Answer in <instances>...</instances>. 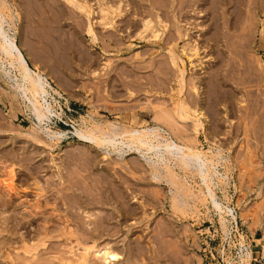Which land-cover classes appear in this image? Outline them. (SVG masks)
Here are the masks:
<instances>
[{"label":"rangeland","instance_id":"374dc122","mask_svg":"<svg viewBox=\"0 0 264 264\" xmlns=\"http://www.w3.org/2000/svg\"><path fill=\"white\" fill-rule=\"evenodd\" d=\"M107 1H108V3H110L114 0H107ZM116 1L117 0H115V2ZM236 1H238V2H236ZM236 1L235 0H223V1L222 0H208V2L206 3V5L204 7L203 16H200V18L198 16H195L192 12H190V10H188L189 8L184 10L185 13L182 11V14L184 13V16L181 19H178V20H180L181 25L185 24L186 22H189L192 24L193 28H195L196 25H199L201 28L200 29L201 34L199 33L198 34L199 36H197L198 39L196 38V36L194 34L193 40H196L195 42L197 44L199 43L198 45H199L200 51L203 52V53L201 52V55H200L201 58L202 57L204 58V59H202V61H203V67L202 68L203 69H192L191 63L188 61L187 57L181 51L182 50L181 48L184 44V41L178 40L177 37H174V36H176V34L174 33L175 31H173V30H175L174 27H175V23L177 22L178 12L174 11V9L171 7V5L169 3L165 4V6H164L168 10L166 8H163V7L160 8V10H161L160 18L165 19V20L162 19V20H164L163 23H165V25L167 24L166 26L169 28L167 31V27H166V29L164 31L165 33L163 32L162 38L160 37L161 39L156 44L157 46L156 45L151 46L147 42H145V40L142 41L141 39H139L137 37L139 26H136V24L138 25L140 19L144 18L146 14L143 13L141 17H139L140 15H138V18L135 17L134 15H136V14H134V13H136V11H134L135 10L134 7L130 12H128V17L125 20H123V19L117 20V24H119V25H117L118 27H117V30L115 32H107L106 31L107 32L106 33L105 30L103 31V29L98 26L99 24L97 25V23H96V25H94V30H95V33L97 35V42L95 41V43L92 46H90V42H91L90 38L85 32V28H83L84 27L83 24H84V22H86L83 20H85V19L82 16H80L79 14H77V12L75 10H73L68 4L64 3V1H62V0H30V2H29V0L28 1L27 0H21V1L20 0H11V1L7 0L8 3H7L6 8L3 9L2 7H0V10H1L0 12H3L4 15L7 14L6 17L8 18V16L10 15L8 12H10V13L12 11L16 12L19 9L18 12L20 11L19 14H21V15L19 16V14H18L19 17L17 16V18L14 20L15 32L18 33V34H16V40H17V43L19 42L18 43L19 45L21 44L23 46L24 49L22 48V51L25 54V56L26 55L28 56L27 61L29 59V61H28L29 66L31 68H34L32 66L35 65V67L41 71H43L45 69L43 72L45 74L48 73L49 77H52L51 79L54 83V84L52 83V85L53 86L59 85L62 87L61 89L63 90L64 97L66 96L68 102H66L65 100H63V98H60L58 96H55V98H54L55 103L53 102V106H54L55 111L58 114V117H53V120L49 123V127L51 128V130L53 132L62 131L65 133V135H64V137L57 139V140L56 139L51 140V141L47 140L49 142L48 143L47 141H45V139H46L45 136L42 133H40L36 128H34L35 120H34L32 114L30 113L29 110L26 109V107H25L24 103L21 101V99H19L18 97H15L13 95L14 92L10 87V85H11L10 82L7 79H5L6 77L0 72V123H1L0 124V151H1V153H0L1 158L0 159L2 160V161L0 160V162H1L0 163V165H1L0 166V183L1 182L11 183V181L8 182L9 180H11V178L9 176V170H10V167L13 166L12 169L18 173V174L16 173V175H19L20 178L22 177L23 174H25V175L31 174L30 176H32V178L34 177L40 183V185L43 186V183L45 184L43 187L44 188L46 187V190L48 188L47 184L51 183L50 182L51 180H52V182L55 181L60 176H61L60 177L61 179L64 178L65 180H67V183H66V181L64 179H62L63 181H65L63 184L64 185L63 188H65V186H67V185L68 186L72 185L74 187V188L72 187L73 190H75V189L82 190V191H76V190L75 191L78 193L83 192V194H86L87 197L89 196L88 198L90 200L94 201L93 206L92 205L88 206L85 210L86 212H88L92 207V209L88 212L91 217L88 219L84 218L83 217L84 213L81 214L80 211H77V208H76V210H74L75 208H73L72 206L68 207V208H66V206H63L64 209H62V210H66L68 212H71L73 210L71 213H77L78 212L80 214L79 216H80L82 224H84V221H85V223L86 222L89 224L91 223V227L94 225H97V224H104V225H102L103 228H106L105 230L108 233L110 231L109 236L106 237L107 242H109L110 245L112 244L113 246L112 245L111 246L114 247V249L117 252L122 253V254H120L122 257V259H121L122 261L120 262V264H123V263L124 264L125 263L126 264H128V263L129 264H133V263H135V264H184V263L185 264H204L205 263L204 261L206 260V258L209 257L208 249L206 246H204V244L206 243L208 238L213 236V235L217 239H218V237H222L225 234V231L223 228H221V224L218 221L219 217H218L217 213L214 212V210L211 208V206L208 204V202L205 201V199L201 200V198L198 197L199 191L197 192V190H199L200 187H199L198 179L194 173L192 176L191 172H189V173H188V171L182 172L181 170L175 168L174 172H176L178 177L181 179L185 178L187 180V184L190 185L188 187L187 191L183 192V194H185V196L186 195L188 196V197L186 196L187 197L186 201H187V203L188 202L189 203L187 204V206L185 205V207L182 206L184 208H182V207L180 208L179 205H178V207H176L177 205H175L173 201L171 202L172 199L168 193L170 187L167 184H164L165 182H163V181L160 182L159 184L153 182L149 176L151 169L149 167H147L138 158V156L136 154L128 153L121 161H117V159H116L117 157L115 155H111V156H108L105 158L102 155L103 151H101L100 149L97 150V148L94 146L86 145V144L79 142L73 134L74 127L77 129H82V130L85 129V131H87L89 129L94 131V128L91 125L96 126L95 128H98V129L100 128L99 131L96 129L97 131H95V132L99 133V132L103 131L104 133H106V132H109V130H110L111 122H112V124L116 125L118 128L121 126L122 128L120 127V129H122L124 131H130V130H132V129L134 130L136 128L141 129V128H145V127H151L154 125V121L152 123V120H149V119L150 118L152 119L151 116H153L152 115L153 112L158 113L157 111H159V109H160L159 106H161L163 104V102L166 104L163 105L164 107L161 106L162 111L165 107L168 110H171L172 108L174 109L173 103L177 100L178 101L175 103H177V104L183 103L185 105V106L184 105L183 106L187 112H191L189 110V108L190 109H191V107L197 108L198 104H200V107H201V105L203 107V108L201 107L202 111L204 109L203 112H204V114L206 113V117L208 119V124H207L205 129L194 128V126L192 125V123L190 121H188V122L184 123V125H182L183 122L181 123L178 120V118H176L177 117L176 114H175V118H174L173 114L176 113L177 104H175L176 105L175 110L172 109L173 112L167 111L165 113V110H167L165 108L164 113L167 114L168 117L163 113L166 117L163 116V119L158 118L159 119L158 123H159V125H161V123L162 124L164 123L166 125V123H167L168 126L166 125L165 128H171L170 130L174 133V135L178 134L177 135L178 142L181 140L180 143L186 144V142H187L188 145L190 144L192 147H194L198 150L200 149V151L201 152L203 151L202 153L205 152L204 153L205 156H207L211 160L217 161L215 155L222 153L221 155L223 158H225V161L218 165V171H219V173H221L223 176H225L227 178H226V180L219 181L217 183V185H215L217 188L214 187L213 190L215 192L217 199L220 202H222L224 205L229 206L230 208L234 209V211L237 215L238 223L240 224L242 232L245 235V239H247L251 245V250H252L251 253L252 254H251L250 260H247V264H264V254L262 252V246L264 244V241H263V235H264V141H263V139H264V105H263L264 104V80H261L260 79L261 77H259L257 74L254 76V74H255L254 71H256L255 68L260 67L264 71V0H236ZM16 2H19V3H16ZM89 2H91V0H89ZM131 2L134 3L133 0H131ZM232 2H233V4H232ZM91 4H94V2H91ZM218 4H219V6L220 5L221 6L218 7ZM224 4L226 7L224 6ZM227 4H228V6H227ZM141 5H143L145 8L147 7L146 9H148L147 3H144V4L142 3ZM210 5H212V6L210 7ZM236 5H237V8H236ZM95 6H93V8L95 9V12H97L98 11L97 5H95ZM222 6L224 7V9ZM208 8H209V10H211V11H209V13H208ZM212 8H215V9H212ZM227 9H228V11H227ZM218 10H219V12H216ZM168 11L173 12V13L171 14ZM214 11H215V13H213ZM238 12L241 15H240V19H238V21H237L238 26L236 28V32L233 34L234 38L232 41H233V43H237V45H236L237 49L234 50V46H232V43H231L232 41H230L231 39H229V37H228L231 32L226 28L225 25H227V22L231 21V19H233V18H234L233 21L235 22V20H236L235 16H236V13H238ZM186 13H187V15H186ZM222 13L224 16L222 15ZM163 14H165L166 16ZM210 14L212 15V17ZM189 15L192 17H190ZM27 16H30V17H27ZM60 16H62V17H60ZM73 16H75V17H73ZM97 17L99 20L97 19ZM213 18H216V19H213ZM81 19H82V21H81ZM8 20L9 19H7V21ZM94 20L100 21V14L99 15L96 14V16L94 17ZM189 20H191V21H189ZM212 20H214V21L212 22ZM171 21H173L172 24H171ZM181 21H183V22H181ZM193 21H196V24ZM220 22L221 23L223 22L221 25H224L225 28L223 26L219 25ZM129 23H133V24H135V26L128 25ZM208 23L210 26L208 25ZM202 24H204V25L202 26ZM124 26H125V28H124ZM207 26H208V28H207ZM217 26H219V28L221 27L222 29L224 28L223 30L220 28L219 34L222 37V39H221V37H219V42L215 41V39L217 37L215 35L216 31H217L216 30ZM203 27H205V29ZM50 28H52V29H50ZM212 28L215 29L216 31L213 30ZM208 29H209V31H208ZM210 29H211V31H210ZM123 32L125 34H123ZM207 32H208V34H207ZM126 33L128 36L126 35ZM135 33H136V35H134ZM210 33H211V35H209ZM117 34L119 37L117 36ZM125 36H127V37H125ZM133 36H134V38H133ZM107 39H110V41H107ZM162 39H163V41H162ZM208 39L212 43L209 42ZM212 39H213V41H212ZM246 39H248V42H246L247 41ZM204 40H206V41H204ZM128 42H129V44H127ZM166 42L168 45L166 44ZM110 43H111V45H110ZM114 43L117 44L118 46L114 45ZM245 43L246 44L248 43L247 46L245 45ZM102 44H104L105 46ZM201 44L203 46H201ZM215 45H216V47H215ZM145 46L146 47L148 46V48H146ZM180 46H181V48L178 49ZM208 46H209V48H208ZM211 46H213V48ZM115 47H116V49H115ZM242 47L245 49V51H248V52L245 53V51ZM104 48H106V49H104ZM221 48H222V50H221ZM248 48H250V49H248ZM208 49L211 51H208ZM216 49H218V50H216ZM168 51H172L184 63V69H186L185 75H184V77L186 79L185 83H184L185 84L184 87H185L186 91L184 90V87H183V90H182L183 92L182 91L180 92V86H178V83L176 82L177 77H175L176 76V70L170 64L168 54H167ZM250 51H251L252 55L248 54ZM135 52H136V54H135ZM162 52H163V54H162ZM225 52H227V53H225ZM207 53H209L211 56ZM222 53H224V54H222ZM241 53H243V54L241 55ZM225 54L226 55L229 54V55L226 56ZM209 56H210V58H208ZM60 57H62V58H60ZM150 57H152V58H150ZM244 57H245V59H244ZM248 57H249V59H248ZM251 57H253V58H251ZM222 58H223V60H222ZM104 59H109V60H104ZM110 60H112V61H110ZM154 60H155V62H154ZM104 61L107 62V66H108L107 68H105L106 65L104 67V65L102 64V63H104ZM108 62H109V64H108ZM113 62H115V63H113ZM32 63H34V64H32ZM122 63L124 65V67L122 66ZM111 64L116 69L112 68ZM147 64L150 65V67ZM194 64H196V62H194ZM239 65H240V68H239ZM255 65L256 66L258 65V66L256 67ZM102 66L104 68H102ZM109 66L112 69H114L116 72H113L114 70L111 71V68H109ZM136 66H138L139 68H137ZM151 66L153 69L151 68ZM215 66H217V67H215ZM245 66L247 68H249V70ZM189 67L191 68L192 71L190 69L188 70ZM122 68H123V70H122ZM129 68H130V71H129ZM145 68H147V69H145ZM250 68H253V69L251 70ZM141 69H142V71H140ZM107 70L108 71L110 70L111 72H108ZM92 71H94L95 73H96V71H98V72L96 75L95 74L91 75V73H93ZM138 71H140V72H138ZM194 71H195V73H194ZM196 71H197V74L199 75V77L196 74ZM153 72H155V73H153ZM213 72H215V73H213ZM227 72H229V73H227ZM115 73H117L116 75L120 81L117 79ZM200 73H201V75H200ZM237 73H239V76ZM15 74H17V73H15ZM112 74H113V76H112ZM193 74H194V76H193ZM247 75L248 76L253 75V76L248 77ZM128 76H129V78H128ZM196 76H197V79H196ZM204 76H206V77H204ZM207 76H209V77H207ZM167 77L168 78L170 77V78L168 79ZM192 78L195 80H192ZM204 78H206L207 80ZM214 78L216 79L217 83L215 82ZM231 78H232V81H231ZM144 79H146L147 81ZM164 79L167 80L168 83ZM170 79L173 80V82H171ZM218 79H220L219 82H218ZM198 80H199V82H198ZM224 80H225V82H224ZM126 81H128V82H126ZM191 81H192V83H190ZM102 82H104V83L102 84ZM55 83H56V85H55ZM162 83H167V84H165V87H164V85H162ZM186 86H188L189 88ZM106 87H108V88H106ZM198 87L202 91L199 90L200 95H198V97H197L196 96L197 93L195 92V90H192V89L198 88ZM234 87H235V91L233 90ZM124 88H126L128 92ZM186 88H188V89H186ZM147 89L149 90V95L147 93V91H148ZM160 89H161V92H160ZM219 89H221V90H219ZM154 90H155V93L154 92L152 93V91H154ZM174 90H175V92H174ZM237 90L240 91V93ZM150 91L154 96L150 94ZM176 91H177V94H176ZM143 92L146 95H144ZM202 92L205 94H203ZM237 92H238V94H237ZM108 93H109V95H108ZM117 93H119V94H117ZM127 93H129V94H127ZM132 93H133V95H132ZM178 93H179V95H178ZM161 94H163V95H161ZM182 94H183V97H185V98L182 97ZM185 94H186V96H185ZM124 95H125V97H124ZM106 96H107V98H106ZM179 96H180V98H179ZM201 97H202V99H201ZM254 97H255V99H254ZM162 98H164V99H162ZM234 98H236V100ZM109 99H111V100H109ZM197 99H199L201 101H199ZM219 99L224 100L225 102L224 101L220 102ZM161 100H163V101H161ZM114 101L117 102L116 106L114 105V103H115ZM146 101H148V102H146ZM151 101H152L153 106L156 103V105L154 106L155 108L157 107L158 103L161 102V104H159L158 107L155 109L151 105ZM156 101H159V102H156ZM122 102H124V103H122ZM195 102H197L196 103L197 106L195 105ZM239 102L240 103L242 102L243 105H242V103L240 104ZM190 103H193L192 106H190ZM187 105L189 106V108L187 107ZM193 105H195V106H193ZM203 105H205V106H203ZM239 105H241L242 107ZM223 106H225V107H223ZM235 110H237V112ZM110 111H112V112H110ZM252 111L254 113H252ZM258 111H259V113H258ZM159 113L157 115H158V117H161V115H163V114H161L162 112H159ZM171 113H172L171 116L173 118L170 119L169 114H171ZM215 116H216V118H215ZM32 120H34V122ZM117 120H119V121H117ZM170 120H173V121H170ZM231 120H233V121H231ZM237 120H238V122H237ZM177 121L180 122L178 124V126H177V123H178ZM225 121H226V123H225ZM120 122H122V124ZM101 124H102V126H100ZM108 124H110V125H108ZM218 124H219V126H218ZM163 125H161V126L163 127ZM84 126H85V128L83 129ZM88 126H89V128H87ZM176 126L177 127L181 126V127L179 129V128H176ZM182 126H184V127H182ZM240 126H241V128H240ZM101 127H103V128H101ZM106 127H107V129H106ZM228 127H230V129ZM255 128L258 129V131ZM178 129H179V131H178ZM210 129H212V130H210ZM192 130H194V132ZM209 130H210V132H209ZM241 130L244 132H241ZM32 131L35 134L37 133L36 134L37 136L35 134L31 133ZM17 132L20 134H18ZM103 132H101V133H103ZM183 132H186V134L184 136H183ZM187 132H190L191 135ZM28 134H30V135H28ZM180 134H182V135H180ZM43 136L45 139H43ZM178 136H179V139H178ZM187 136H188V139L186 138ZM212 136H213V138H212ZM238 136H240V137H238ZM259 136H261V137H259ZM34 137H36V139ZM191 137L193 138V140L191 139ZM208 137L211 138L212 140L210 141V139ZM34 139L40 143H38L37 141H35L36 143L33 142ZM40 139H41V141H40ZM42 139L44 142H42ZM188 140H191V143H189L190 141L188 142ZM212 141L214 142V144ZM193 142H194L195 146L192 144ZM209 142H211V143H209ZM47 144H48V146H47ZM217 145L219 146V148H217ZM209 148H211L210 151H209ZM215 150L218 152L216 153ZM9 151L14 152V155L9 154ZM211 151L213 153L210 154L209 152H211ZM6 152H8V153H6ZM23 153H26V154H23ZM212 154H214V156ZM7 156L9 158H7ZM14 156L16 157V159ZM21 156H23L24 159ZM75 157H76V159H75ZM20 159H22L23 161ZM26 160H27V162H26ZM115 162H117V163H115ZM9 163H12L13 165L12 164L9 165ZM141 163H142V165H141ZM53 164L58 169L57 168L54 169L55 167H53ZM112 164H113V166H112ZM143 165L145 167H143ZM42 168H43V170H42ZM107 168H108V170H107ZM144 168H146V169H144ZM2 169H5L6 172ZM34 170L38 171V172H34ZM55 170H56V172H55ZM83 170H85V171H83ZM25 172H27V173H25ZM57 172H58L59 176H57ZM7 174L9 177L6 176ZM64 174H65V176H64ZM102 174H103V176H102ZM34 175H36V176H34ZM184 175L187 178L184 177ZM66 176H67V178H66ZM73 177H75V178H73ZM164 177H165V181H167L166 178H168V177L166 175ZM48 178H49V180H48ZM110 178H111V180H110ZM74 179H76V180H74ZM112 179L116 180L115 183H114V180L112 181ZM29 182L31 183V181H29ZM96 182H98V183H96ZM101 182H102V184H101ZM181 182H182V180H180L179 184H182ZM15 183H16V181H15ZM94 183H96V184H94ZM109 183H111L110 187H109ZM16 184H18V182ZM63 185H61V187L59 186L58 189L59 188L63 189L62 188ZM75 185H77L78 188ZM218 185H219V187H218ZM24 186L25 187H23V188H25V190H28L29 192L25 191V190H23L24 192L19 191L21 193L20 196H23V195L25 196L22 198V200H20L23 202L25 201L24 202L25 206L24 207L22 206V208H21V206L17 207L18 209H16V208L14 209L10 206H6V207L4 206L3 202H8V201L13 200L14 196H12V194H9V196H8V193L5 194L6 192L4 190L2 191V185L0 186V188H1L0 189V191H1L0 192V196H1L0 197V203L2 202V204H0V219H1L0 220V253H1L0 254V264H7L8 261L11 260V258H12V248L10 245H8L9 243H7L8 242L7 238L9 236V233L2 231L3 229L4 230L6 229V226L4 223L5 218L8 219L11 215H14L16 213H19L18 217L19 216L21 217L22 215H26V213L28 214L30 212L29 207H27L28 205H30L28 203L32 204L34 202V200L36 199L34 190L33 191L31 190L32 191L31 192L28 189V187H32V186H30V185H24ZM98 186H100V187H98ZM51 187L48 188L49 190L47 192H42V195L44 194L43 199L47 198V197L52 198L51 196L54 194V191L56 188L54 186H51ZM121 187H123V188H121ZM95 188H96V191H95ZM103 189H104V191H102L103 192L102 193L101 190H103ZM127 189H128V191H127ZM86 190H88V191H86ZM115 192H116V194H115ZM123 192H125V193H123ZM108 193H110L111 195ZM121 193L124 194L123 195L124 200L122 198L123 202H122V200L119 201L120 204H122V205H120V207H119L120 212H118V210L116 211V209H113L114 208V206H113L114 202L113 201L118 200L117 196L119 197V195H122ZM49 194H50V196H49ZM96 194H98L99 196H96ZM130 194L133 197L135 195H137L135 197H137L136 199L139 201V203L134 202L133 198ZM92 195H93V198H91ZM108 195L111 197H109ZM6 196H8V198ZM104 196L109 197V199H111V201H112V203H111L112 205L111 204L106 205L108 207H106L105 209H104L105 206L103 207L102 204L99 203V201H104V199H103ZM12 197H13V199H11ZM126 198H128V199H126ZM145 198H147V199H145ZM38 199L39 198H37V200ZM41 199L38 201L42 202L43 199L42 200ZM26 201L28 203H26ZM151 201H152V203H151ZM199 201H200V203L198 204ZM142 203H143V205H142ZM172 203L175 206L172 205ZM95 204H97V207L95 206ZM144 204H146V205H144ZM94 206H95V208H94ZM99 206L103 208V209L101 208L102 211L100 210ZM112 206H113V208H111ZM133 206H135L136 208ZM7 207H9V208H7ZM186 207H189V208H186ZM126 208H127V210H126ZM5 209H6V211H5ZM136 209H137V211H136ZM138 209H141V210H138ZM10 210H11V212H10ZM13 210H15L16 212H12ZM112 210L113 211L115 210V212H113ZM150 210H151V213H150ZM27 211H29V212H27ZM141 211L142 212L144 211V212L142 213ZM6 212H7V214H6ZM46 212H49V213H46L43 216V218L44 217L46 218V216L48 217L49 216L48 214H51L52 211H51V209L48 208L46 210ZM112 212H113V214H112ZM136 212H137V214H136ZM8 214H9V216H8ZM113 215H114V217H113ZM124 215H125V217H124ZM84 216H86V215H84ZM119 217H121V218H119ZM116 218L119 219V222ZM114 219H115V221H114ZM109 220H110L111 225H109ZM111 220H113V222H111ZM121 221H122V223L123 222L124 223L122 224ZM163 221H165V222H163ZM168 222L170 223V225L167 224ZM112 223H114V224H112ZM118 223L120 224V225H118L119 228L117 226ZM228 223H227V228H228ZM166 224H167V226H166ZM246 224H247V226H246ZM262 225H263V227H261ZM7 226H10V221H9V223H7ZM3 227H5V228H3ZM117 228L119 231L117 230ZM146 229H147V232H146ZM142 230H143V232H142ZM262 231H263V233H262ZM22 232L20 231L19 234H22ZM165 234L166 235L168 234L167 235L168 237ZM161 235H162V237H161ZM163 235H164V237H163ZM110 236H111V238H109ZM122 237L126 238V239L123 238L124 239L123 244L120 242V240H121L120 238H122ZM116 238H118L119 240ZM114 240L118 241V242L115 243ZM101 241H97V243L100 244ZM104 242H106V241H104ZM120 243L122 244V247H121ZM126 243H127V246L131 244L130 246L132 248L130 246L128 247V248H130V250L127 248ZM114 244H119V245L114 246ZM149 244H151V245L149 246ZM153 245H155V246H153ZM119 246L121 249L123 248L122 251H124V253L121 250H118V249H120ZM116 247H118V248L116 249ZM152 247H154V248H152ZM214 248H216V246ZM151 249H152V251H151ZM153 250H154V252H153ZM145 253H146V255H145ZM212 253L214 256L216 255V252H215V250H213V248H212ZM123 256H124V258H123ZM9 257H11V258H9ZM142 260L144 261V263ZM9 263H10V261H9Z\"/></svg>","mask_w":264,"mask_h":264},{"label":"bare ground","instance_id":"6f19581e","mask_svg":"<svg viewBox=\"0 0 264 264\" xmlns=\"http://www.w3.org/2000/svg\"><path fill=\"white\" fill-rule=\"evenodd\" d=\"M11 1V0H10ZM21 1V0H20ZM28 1V0H27ZM64 1V3L68 4L73 10H75L77 12V14H79L80 16H82L85 20L83 21H86L84 22L83 24V28H85V32L86 34L89 36L90 38V46H92L95 41L97 42V35L95 33V30H94V25H97L103 29V31L105 30V32H115L117 30V20L118 19H123L125 20L127 17H128V12H130L133 7L135 8L134 11H136V15H134L135 17L138 18V15H140L139 17L142 16L143 13H145V17L144 18H141L140 21H139V24L136 26H139V29H138V33H137V37L139 39H141L142 41L145 40V42H147L149 45L151 46H154L157 44V42L162 38L163 36V32L165 31L166 29V25L164 22V20H162L160 18V8H166L164 7L165 4L169 3L171 5V7L174 9V11L178 12L177 14V22L175 23V31L174 33L176 34V36L174 37H177L178 40H183L184 41V44L181 48V46L178 48V49H182V53L187 57L188 61L191 63V67L192 69H203V61L202 59H204L203 57L201 58V52L200 51V48H199V43L197 44L195 41L196 40H193V35L195 34L196 38L197 36H199L198 34L201 32V28L199 25H196L195 28L192 27V24L189 23V22H186L185 24L181 25L180 24V20L178 19H181L183 16H184V10L185 9H188L190 10V12H192L195 16H198L200 18V16H203V11H204V7L206 5V3L208 2V0H133L134 3L131 2V0H117L115 2L112 1L110 3H108L107 0H91V2H94V4H91V2H89V0H62ZM105 1V2H104ZM107 1V2H106ZM223 1V0H222ZM236 1V0H235ZM15 2V1H14ZM30 2V0H29ZM59 2V1H58ZM216 2V1H215ZM219 2V1H218ZM228 2V1H227ZM238 2V1H236ZM243 2V1H242ZM7 0H0V7H2L3 9L6 8L7 6ZM16 3H19V2H16ZM34 3V2H33ZM40 3V2H39ZM144 4V3H147L148 5V9H146L143 5L141 4ZM210 3V2H209ZM212 3V2H211ZM214 3V2H213ZM223 3V2H222ZM221 3V4H222ZM174 4V5H173ZM233 4V2H232ZM237 4V3H236ZM240 4V3H239ZM44 5V4H43ZM97 5V12H95V9L93 8V6ZM146 5V4H145ZM209 5V4H208ZM214 5V4H213ZM216 5V4H215ZM238 5V4H237ZM237 5H236V8H237ZM249 5V4H248ZM59 6V5H58ZM68 6V7H69ZM167 6V5H166ZM212 5H210L211 7ZM221 6V5H220ZM219 4H218V7H220ZM225 6V4H224ZM228 6V4H227ZM15 7V6H14ZM45 7V6H44ZM96 7V6H95ZM208 7V6H207ZM223 7V6H222ZM221 7V8H222ZM226 7V6H225ZM8 8V7H7ZM171 8V9H172ZM230 8V7H229ZM235 8V7H234ZM241 8V7H240ZM247 8V7H246ZM167 9V8H166ZM212 9H215V8H212ZM224 9V7H223ZM232 9V8H231ZM6 10V9H5ZM9 10V9H8ZM17 10V9H16ZM19 10V9H18ZM18 10L16 12H8L10 15L8 16V18L6 17V15H4L3 12H0V72L6 77L5 79H7L9 82H10V87L11 89L13 90V95L15 97H18L19 99H21V101L24 103L25 107L27 110L30 111V113L32 114L34 120H35V123H34V128H36L40 133H42L44 136H43V139H45V141L47 140H54V139H60L62 137H64L65 133L60 131V132H53L51 130V128L49 127V123L53 120V117H58V114L57 112L55 111L54 109V106H53V102L55 103V96H58L60 98H63V100H65L66 102L67 101V98L66 96L64 97V94H63V90L61 89L62 87L57 85V86H53L52 83V77H49L48 73L45 74L43 71L37 69L34 66V68H31L28 64V61H27V58L28 56L26 57L25 54L23 53L22 51V48L23 46L20 44L17 43V40H16V33L15 32V26H14V20L17 18L19 12ZM165 10V9H164ZM163 10V11H164ZM168 10V9H167ZM217 10V9H216ZM226 10V9H225ZM230 10V9H229ZM238 10V9H237ZM236 10V11H237ZM242 10V9H241ZM1 11V10H0ZM74 11V12H75ZM166 11V10H165ZM182 11L184 12L182 14ZM187 11V10H186ZM209 8H208V13H209ZM228 11V9H227ZM234 11V10H233ZM75 12V13H76ZM170 12V11H168ZM216 12H219L216 11ZM240 12V11H239ZM236 13V20L235 22L233 21V19H231V21L227 22V25L226 28L232 33L229 34V39H231L230 41L233 40V34L236 32V28L238 26V19H240V13ZM242 12V11H241ZM29 13V12H28ZM52 13V12H51ZM60 13V12H59ZM73 13V12H72ZM167 13V12H166ZM171 14L173 12H170ZM215 13V11L213 12ZM212 13V14H213ZM230 13V12H229ZM232 13V12H231ZM96 14H100V21H98V17H97V21L94 20V17L96 16ZM176 14V13H175ZM217 14V13H216ZM219 14V13H218ZM21 14H19L20 16ZM165 15V14H163ZM169 15V14H168ZM187 15V13H186ZM211 15V14H210ZM223 15V13H222ZM18 16V17H19ZM133 16V17H134ZM166 16V15H165ZM190 16V15H189ZM215 16V15H214ZM224 16V15H223ZM26 17V16H25ZM27 17H30V16H27ZM62 17V16H60ZM75 17V16H73ZM132 17V18H133ZM174 17V16H173ZM192 17V16H190ZM209 17V16H208ZM212 17V15H211ZM227 17V16H226ZM232 17V16H231ZM71 18V17H70ZM78 18V17H77ZM131 18V17H130ZM166 18V17H165ZM7 19H9L7 21ZM134 19V18H133ZM187 19V18H186ZM190 19V18H189ZM192 19V18H191ZM210 19V18H209ZM213 19H216V18H213ZM222 19V18H221ZM30 20V19H29ZM65 20V19H64ZM78 20V19H77ZM138 20V19H137ZM136 20V21H137ZM226 20V19H225ZM228 20V19H227ZM63 21V20H62ZM75 21V20H74ZM82 21V19H81ZM191 21V20H189ZM197 21V20H196ZM196 21H193L195 22L196 24ZM202 21V20H201ZM200 21V22H201ZM214 20H212L213 22ZM53 22V21H52ZM122 22V21H121ZM166 22V21H165ZM169 22V21H168ZM173 21H171V24H172ZM183 22V21H181ZM192 22V23H193ZM198 22V21H197ZM204 22V21H203ZM120 23V22H119ZM170 23V22H169ZM210 23V22H209ZM208 23V25H209ZM223 23V22H222ZM220 22L219 25L222 24ZM81 24V23H80ZM191 24V25H190ZM128 25H131V26H135V24L133 23H129ZM169 25V24H168ZM204 24H202L203 26ZM215 25V24H214ZM213 25V26H214ZM121 26V25H120ZM171 26V25H170ZM210 26V25H209ZM224 27V25H221ZM98 27V28H99ZM130 27V26H129ZM172 27V26H171ZM121 28V27H120ZM125 28V26H124ZM128 28V27H127ZM168 28L167 27V31H168ZM205 29V27H203ZM208 28V26H207ZM206 28V29H207ZM210 28V27H209ZM221 28V27H220ZM220 28L219 26L216 27V39L215 41L219 42V37L220 34ZM225 28V27H224ZM223 28V29H224ZM13 29V30H12ZM52 29V28H50ZM63 29V28H62ZM101 29V30H102ZM123 29V28H122ZM129 29V28H128ZM222 29V28H221ZM222 29V30H223ZM240 29V28H239ZM49 30V29H48ZM57 30V29H56ZM127 30V29H126ZM131 30V29H130ZM172 30V29H171ZM170 30V31H171ZM226 30V29H225ZM14 31V32H13ZM62 31V30H61ZM83 31V30H82ZM172 31V32H173ZM203 31V30H202ZM209 31V29H208ZM211 31V29H210ZM227 31V30H226ZM106 32V33H107ZM118 32V31H117ZM120 32V31H119ZM128 32V31H127ZM206 32V31H205ZM222 32V31H221ZM26 33V32H25ZM36 33V32H35ZM46 33V32H45ZM130 33V32H129ZM165 33V32H164ZM168 33V32H167ZM119 34V33H118ZM117 34V36H118ZM123 34H125L123 32ZM171 34V33H170ZM201 34V33H200ZM208 34V32H207ZM227 34V33H226ZM110 35V34H109ZM127 35V33H126ZM136 35V33L134 34ZM166 35V34H165ZM211 35V33L209 34ZM224 35V34H223ZM18 36V35H17ZM30 36V35H29ZM49 36V35H48ZM62 36V35H61ZM116 36V37H117ZM128 36V35H127ZM125 36V37H127ZM130 36V35H129ZM167 36V35H166ZM119 37V36H118ZM117 37V38H118ZM161 37V38H160ZM173 37V36H172ZM20 38V37H19ZM35 38V37H34ZM129 38V37H128ZM134 38V36H133ZM208 38V37H207ZM206 38V39H207ZM212 38V37H211ZM248 38V37H247ZM22 39V38H21ZM101 39V38H100ZM138 39V40H139ZM198 39V38H197ZM200 39V38H199ZM204 39V38H203ZM222 39V37H221ZM224 39V38H223ZM227 39V38H226ZM112 40V39H111ZM125 40V39H124ZM128 40V39H127ZM209 40V39H208ZM248 42V39H246ZM56 41V40H55ZM107 41H110V39H107ZM116 41V40H115ZM163 41V39H162ZM161 41V42H162ZM172 41V40H171ZM203 41V40H202ZM206 41V40H204ZM213 41V39H212ZM22 42V41H21ZM209 42H211L209 40ZM237 42V41H236ZM32 43V42H31ZM175 43V42H174ZM173 43V44H174ZM205 43V42H204ZM212 43V42H211ZM230 43V42H229ZM232 43V46H234V50L237 49V43H233V41L231 42ZM41 44V43H40ZM67 44V43H66ZM129 44V42L127 43ZM144 44V43H143ZM167 44V42H166ZM170 44V43H169ZM179 44V43H178ZM234 44V45H233ZM248 44V43H247ZM247 44L245 43V45L247 46ZM88 45V44H87ZM104 45V44H102ZM111 45V43H110ZM114 45H117L114 43ZM125 45V44H124ZM168 45V44H167ZM210 45V44H209ZM54 46V45H53ZM105 46V45H104ZM118 46V45H117ZM157 46V45H156ZM171 46V45H170ZM201 46H203L201 44ZM231 46V47H232ZM240 46V45H239ZM55 47V46H54ZM109 47V46H108ZM146 47V46H145ZM174 47V46H173ZM178 47V46H177ZM213 48V46H211ZM216 47V45H215ZM223 47V46H222ZM244 47V46H243ZM242 47V48H243ZM111 48V47H110ZM148 48V46L146 47ZM150 48V47H149ZM153 48V47H152ZM203 48V47H202ZM209 48V46H208ZM225 48V47H224ZM227 48V47H226ZM239 48V47H238ZM24 49V48H23ZM80 49V48H79ZM106 49V48H104ZM116 49V47H115ZM114 49V50H115ZM160 49V48H159ZM172 49V48H171ZM205 49V48H204ZM203 49V50H204ZM207 49V48H206ZM211 49V48H210ZM215 49V48H214ZM220 49V48H219ZM244 49V48H243ZM250 49V48H248ZM83 50V49H82ZM173 50V49H172ZM218 50V49H216ZM222 50V48H221ZM226 50V49H225ZM26 51V50H25ZM118 51V50H117ZM149 51V50H148ZM151 51V50H150ZM157 51V50H156ZM208 51H211L208 49ZM224 51V50H223ZM222 51V52H223ZM245 51V49H244ZM55 52V51H54ZM103 52V51H102ZM127 52V51H126ZM167 52V51H166ZM175 52V51H174ZM242 52V51H241ZM248 52V51H245V53ZM203 53V52H202ZM216 53V52H215ZM227 53V52H225ZM232 53V52H231ZM254 53V52H253ZM27 54V53H26ZM136 54V52H135ZM163 54V52H162ZM168 58H169V61H170V64L175 68L176 70V76L177 77V80L176 82L178 83V86H180V92L183 90V87H184V83H185V70L184 69V63L182 60H180L176 54H174L172 51H168ZM209 54V53H207ZM206 54V55H207ZM224 54V53H222ZM236 54V53H235ZM239 54V53H238ZM243 53H241L242 55ZM250 55L251 54V51L248 53ZM100 55V54H99ZM133 55V54H132ZM156 55V54H155ZM204 55V54H203ZM210 55V54H209ZM218 55V54H217ZM226 55V54H225ZM229 54H227L226 56H228ZM245 55V54H244ZM180 56V55H179ZM211 56V55H210ZM210 56L208 58H210ZM225 56V57H226ZM232 56V55H231ZM128 57V56H127ZM136 57V56H135ZM143 57V56H142ZM221 57V56H220ZM234 57V56H233ZM254 57V56H253ZM251 57V58H253ZM62 58V57H60ZM106 58V57H105ZM110 58V57H109ZM129 58V57H128ZM132 58V57H131ZM152 58V57H150ZM213 58V57H212ZM227 58V57H226ZM235 58V57H234ZM117 59V58H116ZM156 59V58H155ZM186 59V60H187ZM230 59V58H229ZM228 59V60H229ZM245 59V57H244ZM249 59V57H248ZM104 60H109V59H104ZM141 60V59H140ZM152 60V59H151ZM223 60V58H222ZM45 61V60H44ZM112 61V60H110ZM148 61V60H147ZM166 61V60H165ZM211 61V60H210ZM233 61V60H232ZM236 61V60H235ZM61 62V61H60ZM125 62V61H124ZM143 62V61H142ZM150 62V61H149ZM148 62V63H149ZM155 62V60H154ZM188 62V63H189ZM194 62H196V64H194ZM205 62V61H204ZM254 62V61H253ZM256 62V61H255ZM115 63V62H113ZM126 63V62H125ZM128 63V62H127ZM186 63V62H185ZM215 63V62H214ZM228 63V62H227ZM246 63V62H245ZM34 64V63H32ZM105 67L107 68V62L104 61V63H102ZM109 64V62H108ZM135 64V63H134ZM142 64V63H141ZM144 64V63H143ZM146 64V63H145ZM150 64V63H149ZM218 64V63H217ZM222 64V63H221ZM232 64V63H231ZM259 64V63H258ZM90 65V64H89ZM112 65V64H111ZM115 65V64H114ZM137 65V64H136ZM139 65V64H138ZM148 65V64H147ZM154 65V64H153ZM207 65V64H206ZM214 65V64H213ZM227 65V64H226ZM225 65V66H226ZM244 65V64H243ZM249 65V64H248ZM93 66V65H92ZM96 66V65H95ZM122 66L124 67L123 63H122ZM126 66V65H125ZM140 66V65H139ZM150 67V65H148ZM147 66V67H148ZM252 66V65H251ZM256 66V65H255ZM258 66V65H257ZM256 66V67H257ZM102 66V68H104ZM112 68L116 69L115 67H113V65L111 66ZM109 66V68H111ZM117 67V66H116ZM128 67V66H127ZM137 68H139L138 66H136ZM141 67V66H140ZM143 67V66H142ZM146 67V66H145ZM157 67V66H156ZM208 67V66H207ZM217 67V66H215ZM236 67V66H235ZM244 67V66H243ZM246 67V66H245ZM42 68V67H41ZM55 68V67H54ZM111 68V71L114 70ZM120 68V67H119ZM126 68V67H125ZM124 68V69H125ZM135 68V67H134ZM152 68V66H151ZM228 68V67H227ZM239 68H240V65H239ZM247 68V67H246ZM143 69V68H142ZM142 69L140 71H142ZM147 69V68H145ZM150 69V68H149ZM153 69V68H152ZM191 70V68L189 67L188 70ZM222 69V68H221ZM249 70V68H247ZM251 70L253 68H250ZM256 71L254 76L257 74L259 77H261L260 79L261 80H264V71L263 69H261L260 67L258 68H255ZM123 70V68H122ZM135 70V69H134ZM139 70V69H138ZM162 70V69H161ZM169 70V69H168ZM174 70V71H175ZM232 70V69H231ZM106 71V70H105ZM108 71V70H107ZM110 70L108 72H111ZM129 71H130V68H129ZM132 71V70H131ZM138 71V72H140ZM146 71V70H145ZM156 71V70H155ZM192 71V70H191ZM200 71V70H199ZM213 71V70H212ZM221 71V70H220ZM227 71V70H226ZM247 71V70H246ZM93 73H91V75H96L98 71H96V73L94 71H92ZM107 72V73H108ZM113 72H116L115 70ZM122 72V71H121ZM147 72V71H146ZM164 72V71H163ZM239 72V71H238ZM241 72V71H240ZM249 72V71H248ZM252 72V71H251ZM17 73V74H15ZM101 73V72H100ZM130 73V72H129ZM155 73V72H153ZM195 73V71H194ZM215 73V72H213ZM222 73V72H221ZM226 73V72H225ZM229 73V72H227ZM234 73V72H233ZM245 73V72H244ZM1 74V75H2ZM109 74V73H108ZM117 73H115L116 75ZM152 74V73H151ZM160 74V73H159ZM158 74V75H159ZM187 74V73H186ZM196 74H197V71H196ZM238 76H239V73H237ZM248 74V73H247ZM51 75V74H50ZM104 75V74H103ZM121 75V74H120ZM134 75V74H133ZM132 75V76H133ZM137 75V74H136ZM149 75V74H148ZM161 75V74H160ZM198 75V74H197ZM201 75V73H200ZM209 75V74H208ZM235 75V74H234ZM246 75V74H245ZM110 76V75H109ZM113 76V74H112ZM124 76V75H123ZM122 76V77H123ZM127 76V75H126ZM194 76V74H193ZM203 76V75H202ZM232 76V75H231ZM248 76V75H247ZM253 75H250L248 77H251ZM3 77V76H2ZM117 77V75H116ZM121 77V78H122ZM157 77V76H156ZM173 77V76H172ZM199 77V75H198ZM206 77V76H204ZM209 77V76H207ZM220 77V76H219ZM129 78V76H128ZM137 78V77H136ZM168 78V77H167ZM170 78V77H169ZM168 78V79H169ZM191 78V77H190ZM195 78V77H194ZM4 79V80H5ZM109 79V78H108ZM118 79V77H117ZM123 79V78H122ZM125 79V78H124ZM139 79V78H138ZM196 79H197V76H196ZM203 79V78H202ZM206 79V78H204ZM215 79V78H214ZM255 79V78H254ZM258 79V78H257ZM119 80V79H118ZM130 80V79H129ZM146 80V79H144ZM165 80V79H164ZM171 80V79H170ZM169 80V81H170ZM192 80H195L192 78ZM200 80V79H199ZM198 80V82H199ZM207 80V79H206ZM212 80V79H211ZM220 79H218V82H219ZM242 80V79H241ZM66 81V80H65ZM95 81V80H94ZM120 81V80H119ZM147 81V80H146ZM167 82V80H165ZM189 81V80H188ZM187 81V82H188ZM197 81V80H196ZM228 81V80H227ZM231 81H232V78H231ZM258 81V80H257ZM8 82V83H9ZM107 82V81H106ZM114 82V81H113ZM117 82V81H116ZM123 82V81H122ZM128 82V81H126ZM142 82V81H141ZM171 82H173V80H171ZM197 82V83H198ZM203 82V81H202ZM201 82V83H202ZM209 82V81H208ZM211 82V81H210ZM215 82H216V79H215ZM225 82V80H224ZM238 82V81H237ZM246 82V81H245ZM262 82V81H261ZM104 82H102L103 84ZM131 83V82H130ZM140 83V82H139ZM147 83V82H146ZM149 83V82H148ZM168 83V82H167ZM167 83H162V85H164L165 87V84ZM192 83V81L190 82ZM206 83V82H205ZM217 83V82H216ZM227 83V82H226ZM54 84V83H53ZM249 84V83H248ZM56 85V83H55ZM100 85V84H99ZM108 85V84H107ZM131 85V84H130ZM154 85V84H153ZM161 85V84H160ZM192 85V84H191ZM199 85V84H198ZM263 85V84H262ZM150 86V85H149ZM159 86V85H158ZM207 86V85H206ZM219 86V85H218ZM231 86V85H230ZM241 86V85H240ZM8 87V86H7ZM9 87V88H10ZM124 87V86H123ZM127 87V86H126ZM142 87V86H141ZM168 87V86H167ZM176 87V86H175ZM174 87V88H175ZM188 87V86H186ZM204 87V86H203ZM215 87V86H214ZM217 87V86H216ZM239 87V86H238ZM108 88V87H106ZM121 88V87H120ZM177 88V87H176ZM189 88V87H188ZM186 88V89H188ZM98 89V88H97ZM123 89V88H122ZM126 89V88H124ZM134 89V88H133ZM169 89V88H168ZM217 89V88H216ZM230 89V88H229ZM103 90V89H102ZM107 90V89H106ZM109 90V89H108ZM129 90V89H128ZM148 90V89H147ZM146 90V91H147ZM176 90V89H175ZM174 90V92H175ZM184 90H185V87H184ZM190 90V89H189ZM192 90H195V92L197 93V97L198 95H200L199 93V90L200 88H193ZM191 90V91H192ZM209 90V89H208ZM218 90V89H217ZM221 90V89H219ZM235 91V87L233 89ZM125 91V90H124ZM127 91V89H126ZM131 91V90H130ZM129 91V92H130ZM169 91V90H168ZM178 91V90H177ZM177 91H176V94H177ZM186 91V90H185ZM184 91V92H185ZM190 91V92H191ZM202 91V90H200ZM233 91V92H234ZM238 91V90H237ZM65 92V91H64ZM116 92V91H115ZM128 92V91H127ZM132 92V91H131ZM136 92V91H135ZM155 93V90L152 91V93ZM160 92H161V89H160ZM183 92V91H182ZM189 92V91H188ZM194 92V91H193ZM194 92V93H195ZM205 92V91H204ZM227 92V91H226ZM240 93V91H238ZM237 92V94H238ZM8 93V92H7ZM106 93V92H105ZM124 93V92H123ZM134 93V92H133ZM132 93V95H133ZM142 93V92H141ZM144 93V92H143ZM148 95H149V90L147 91ZM150 91V94L153 95ZM203 93V92H202ZM236 93V92H235ZM102 94V93H101ZM119 94V93H117ZM122 94V93H121ZM129 94V93H127ZM184 94V93H183ZM183 94H182V97H183ZM205 94V93H203ZM228 94V93H227ZM67 95V94H66ZM109 95V93H108ZM144 95H146L144 93ZM156 95V94H155ZM163 95V94H161ZM179 95V93H178ZM215 95V94H214ZM240 95V94H239ZM238 95V96H239ZM253 95V94H252ZM251 95V96H252ZM8 96V95H7ZM127 96V95H126ZM154 96V95H153ZM186 96V94H185ZM221 96V95H220ZM13 97V96H12ZM119 97V96H118ZM125 97V95H124ZM131 97V96H130ZM196 97V98H197ZM235 97V96H234ZM241 97V96H240ZM263 97V96H262ZM107 98V96H106ZM150 98V97H149ZM152 98V97H151ZM154 98V97H153ZM180 98V96H179ZM185 98V97H183ZM206 98V97H205ZM208 98V97H207ZM222 98V97H221ZM224 98V97H223ZM238 98V97H237ZM164 99V98H162ZM202 99V97H201ZM204 99V98H203ZM236 100V98H234ZM255 99V97H254ZM57 100V99H56ZM102 100V99H101ZM108 100V99H107ZM111 100V99H109ZM113 100V99H112ZM148 100V99H147ZM182 100V99H181ZM184 100V99H183ZM187 100V99H186ZM199 100V99H197ZM206 100V99H205ZM220 100V99H219ZM257 100V99H256ZM155 101V100H154ZM163 101V100H161ZM172 101V100H171ZM178 101V100H177ZM175 101V102H177ZM195 101V100H194ZM201 101V100H199ZM224 100H220V102H223ZM239 101V100H238ZM241 101V100H240ZM102 102V101H101ZM115 102V101H114ZM148 102V101H146ZM156 102H159V101H156ZM166 102V101H165ZM173 103L174 104V109L175 110V107L177 103ZM225 102V101H224ZM231 102V101H230ZM236 102V101H235ZM243 102V101H242ZM241 102V103H242ZM250 102V101H249ZM259 102V101H258ZM108 103V102H107ZM111 103V102H110ZM116 103H114V105L116 106ZM124 103V102H122ZM150 103V102H149ZM197 102H195V105H196ZM240 103V102H239ZM240 103V104H241ZM257 103V102H256ZM57 104V103H56ZM113 104V103H112ZM119 104V103H118ZM161 104L158 103V105ZM166 104L163 102V104L161 105L162 107H164L163 105ZM189 104V103H188ZM193 103H190V106H192ZM238 104V103H237ZM23 105V106H24ZM121 105V104H120ZM151 105L153 106L152 104V101H151ZM156 105V103H155ZM154 105V106H155ZM157 105V107H158ZM184 104H177V107H176V113L173 114L174 118H175V114L177 115L176 118H178V120L182 123V125H184V123L190 121L192 123V125L194 126V128H201V129H205L207 124H208V119L206 117V113L204 114V109L202 111L201 107H200V104H198V107L196 108H192L191 109L189 108V106L187 105V107L189 108V110L191 112H187L183 106ZM193 105V106H195ZM243 105V103H242ZM257 105V104H256ZM259 105V104H258ZM264 105V104H263ZM114 106V107H115ZM148 106V105H147ZM153 106V107H154ZM161 106L159 111H157L158 113L159 112H162L161 114L164 113V109L166 108H162L163 111L161 110ZM166 106V105H165ZM197 106V105H196ZM205 106V105H203ZM207 106V105H206ZM233 106V105H232ZM235 106V105H234ZM238 106V105H237ZM241 106V105H239ZM140 107V106H139ZM143 107V106H142ZM156 107V108H157ZM225 107V106H223ZM242 107V106H241ZM240 107V108H241ZM155 108V107H154ZM155 108V109H156ZM203 108V107H202ZM114 109V108H113ZM118 109V108H117ZM128 109V108H127ZM136 109V108H135ZM153 109V108H152ZM157 109V110H158ZM167 109V108H166ZM165 110V113L167 111H172L173 110ZM207 109V108H206ZM224 109V108H223ZM226 109V108H225ZM150 110V109H149ZM161 110V111H160ZM125 111V110H124ZM130 111V110H129ZM154 111V110H153ZM226 111V110H225ZM237 112V110H235ZM242 111V110H241ZM112 112V111H110ZM151 112V111H150ZM224 112V111H223ZM234 112V111H233ZM29 113V112H28ZM59 113V112H58ZM158 113H154L153 112V116L152 119L150 118L149 120H152V123L154 121V125L151 126V127H145V128H141V129H132L130 131H124L122 129H120V127L118 128L116 125L112 124L111 122V125H110V130L109 132H106L104 133H101V132H95V131H99L98 128H95L96 126L94 125H91L93 126L94 128V131L92 130H87L85 131V126L83 127L84 130L82 129H77L74 127L73 129V134L74 136L76 137V139L83 143V144H86V145H90V146H94L98 149H100L101 151H103L102 155L106 158L108 156H111V155H115L117 158V161H121L128 153H133V154H136L138 156V158L147 166L151 169V172L149 173V176L151 178V180L157 184H159L160 182H165L164 184H167L170 188H169V196L171 197V202L173 201L175 205H177L176 207H179L181 208L182 206L185 207V205L187 206V201H186V198L187 197L185 196V194H183V192L187 191L188 187L190 185L187 184V180L184 178V179H181L178 177V175L176 174L175 171V168L181 170L182 172L184 171H188L192 173V176H193V173L195 174V176L197 177L198 179V182H199V187L200 189L197 190V192L199 191L198 193V197L201 198V200L205 199V201L208 202V204L211 206V208L214 210V212L217 213L218 217H219V222L221 224V228L224 229V231L226 232L227 231V223L230 221V220H235L237 218V215L234 211L233 208H230L229 206H226L224 205L222 202H220L216 195H215V192H214V187H216L215 185H217V183L219 181H223V180H226L227 177L223 176L221 173H219L218 171V165L221 164L222 162L225 161V158L222 157V153L221 154H216V159L217 161H214V160H211L209 159L207 156H205V152L202 153L200 151V149H196L194 147H192L190 144L188 145L187 142L186 144L184 143H180V141L178 142L177 140V135L175 136L174 133L170 130L171 128H165L166 125L164 126L162 123L161 125H163V127L161 125H159L158 121L159 119H163V116L164 117H168L167 114H163L161 115V117H158ZM213 113V112H212ZM217 113V112H216ZM252 113H254L252 111ZM259 113V111H258ZM160 114V113H159ZM172 113L169 114V118H173L172 116ZM250 115V114H249ZM13 116V115H12ZM219 116V115H218ZM221 116V115H220ZM252 116V115H251ZM255 116V115H254ZM223 117V116H222ZM231 117V116H230ZM93 118V117H92ZM91 118V119H92ZM159 118V119H158ZM216 118V116H215ZM253 118V117H252ZM158 119V120H157ZM167 119V118H166ZM256 119V118H255ZM31 120V119H30ZM34 120H32L34 122ZM59 120V119H58ZM241 120V119H240ZM87 121V120H86ZM119 121V120H117ZM116 121V122H117ZM170 121H173V120H170ZM233 121V120H231ZM245 121V120H244ZM251 121V120H250ZM151 122V121H150ZM178 122V121H177ZM178 122L177 123V126L178 124L180 123ZM238 122V120H237ZM249 122V121H248ZM110 123V122H109ZM122 124V122H120ZM158 123V124H157ZM169 123V122H168ZM174 123V122H173ZM218 123V122H217ZM226 123V121H225ZM235 123V122H234ZM250 123V122H249ZM259 123V122H258ZM1 124V123H0ZM4 124V123H3ZM88 124V123H87ZM247 124V123H246ZM83 125V124H82ZM216 125V124H215ZM33 126V125H32ZM99 126V125H98ZM102 126V124L100 125ZM119 126V125H118ZM146 126V125H145ZM168 126V125H167ZM176 128H179L177 127ZM219 126V124H218ZM243 126V125H242ZM245 126V125H244ZM247 126V125H246ZM258 126V125H257ZM262 126V125H261ZM4 127V126H3ZM109 127V126H108ZM184 127V126H182ZM248 127V126H247ZM7 128V127H6ZM9 128V127H8ZM89 128V126L87 127ZM91 128V127H90ZM103 128V127H101ZM122 128V127H121ZM125 128V127H124ZM123 128V129H124ZM174 128V127H173ZM214 128V127H213ZM230 129V127H228ZM238 128V127H237ZM241 128V126H240ZM243 128V127H242ZM92 129V128H91ZM97 129V130H96ZM107 129V127H106ZM129 129V128H128ZM127 129V130H128ZM178 129V131H179ZM193 129V128H192ZM228 129V130H229ZM232 129V128H231ZM256 129V128H255ZM263 129V128H262ZM261 129V130H262ZM34 130V129H33ZM105 130V129H104ZM196 130V129H195ZM207 130V129H206ZM212 130V129H210ZM209 130V132H210ZM222 130V129H221ZM226 130V129H225ZM245 130V129H244ZM258 131V129H256ZM7 131V130H6ZM11 131V130H10ZM35 131V130H34ZM106 131V130H105ZM194 132V130H192ZM260 131V130H259ZM2 132V131H1ZM36 132V131H35ZM172 132V133H171ZM215 132V131H214ZM241 132H244L241 130ZM255 132V131H254ZM12 133V132H11ZM18 133V132H17ZM33 134H35L33 131L31 132ZM182 133V132H181ZM190 134V132H187ZM204 133V132H203ZM207 133V132H206ZM212 133V132H211ZM221 133V132H220ZM235 133V132H234ZM247 133V132H246ZM256 133V132H255ZM20 134V133H18ZM37 134V133H36ZM35 134V135H36ZM186 134V132H183V136ZM188 134V135H189ZM233 134V133H232ZM259 134V133H258ZM257 134V135H258ZM261 134V133H260ZM30 135V134H28ZM27 135V136H28ZM182 135V134H180ZM179 135V136H180ZM191 135V134H190ZM189 135V136H190ZM226 135V134H225ZM229 135V134H228ZM235 135V134H234ZM244 135V134H243ZM37 136V135H36ZM179 136H178V139H179ZM208 136V135H207ZM215 136V135H214ZM232 136V135H231ZM230 136V137H231ZM25 137V136H24ZM32 137V136H31ZM39 137V136H38ZM41 137V136H40ZM182 137V136H181ZM219 137V136H218ZM222 137V136H221ZM240 137V136H238ZM257 137V136H256ZM261 137V136H259ZM258 137V138H259ZM36 139V137H34ZM183 138V137H182ZM185 138V137H184ZM188 139V136L186 137ZM206 138V137H205ZM209 138V137H208ZM213 138V136H212ZM249 138V137H248ZM31 139V138H30ZM37 141V140H35ZM42 139V142H44ZM191 139L193 140V138L191 137ZM207 139V138H206ZM210 141L212 140L211 138H209ZM215 139V138H214ZM234 139V138H233ZM238 139V138H237ZM256 139V138H255ZM261 139V138H260ZM232 140V139H231ZM32 141V140H31ZM41 141V139H40ZM190 141V142H189ZM195 141V140H194ZM251 141V140H250ZM264 141V139H263ZM262 141V142H263ZM38 142V141H37ZM48 142V141H47ZM189 143H191V140H188ZM213 142V141H212ZM245 142V141H244ZM259 142V141H258ZM36 143V142H35ZM40 143V142H38ZM37 143V144H38ZM46 143V142H45ZM49 143V142H48ZM211 143V142H209ZM216 143V142H215ZM194 145V142L192 143ZM214 144V142H213ZM235 144V143H234ZM12 145V144H11ZM45 145V144H44ZM216 145V144H215ZM233 145V144H232ZM23 146V145H22ZM28 146V145H27ZM48 146V144H47ZM46 146V147H47ZM195 146V145H194ZM210 146V145H209ZM3 147V146H2ZM24 147V146H23ZM56 147V146H55ZM214 147V146H213ZM212 147V148H213ZM39 148V147H38ZM217 148H219V146L217 145ZM246 148V147H245ZM22 149V148H21ZM211 148H209V151H210ZM9 150V149H8ZM24 150V149H23ZM22 150V151H23ZM28 150V149H27ZM33 151V150H32ZM213 151V150H212ZM209 152L210 154L213 153V152ZM216 151V150H215ZM4 152V151H3ZM25 152V151H24ZM29 152V151H28ZM218 151H216L217 153ZM1 153V151H0ZM8 153V152H6ZM22 153V152H21ZM225 153V152H224ZM5 154V153H4ZM9 154H13L14 155V152H10L9 151ZM8 154V155H9ZM23 154H26V153H23ZM33 154V153H32ZM132 154V155H133ZM215 154V153H214ZM214 154H212L214 156ZM28 155V154H27ZM30 155V154H29ZM74 155V154H73ZM89 155V154H88ZM6 156V155H5ZM81 156V155H80ZM13 157V156H12ZM15 157V156H14ZM23 157V156H21ZM85 157V156H84ZM1 158V157H0ZM7 158H9L7 156ZM11 158V157H10ZM19 158V157H18ZM100 158V157H99ZM212 158V157H211ZM13 159V158H12ZM16 159V157H15ZM24 159V157H23ZM54 159V158H53ZM76 159V157H75ZM232 159V158H231ZM234 159V158H233ZM1 160V159H0ZM10 160V159H9ZM22 160V159H20ZM108 160V159H107ZM2 161V160H1ZM14 161V160H13ZM23 161V160H22ZM57 161V160H56ZM27 162V160H26ZM1 163V162H0ZM6 163V162H5ZM53 163V162H52ZM117 163V162H115ZM119 163V162H118ZM3 164V163H2ZM12 164V163H9V165ZM43 164V163H42ZM86 164V163H85ZM233 164V163H232ZM4 165V164H3ZM13 165V164H12ZM105 165V164H104ZM142 165V163H141ZM1 166V165H0ZM27 166V165H26ZM59 166V165H58ZM84 166V165H83ZM82 166V167H83ZM113 166V164H112ZM10 167V166H9ZM22 167V166H21ZM40 167V166H39ZM53 167H55L54 169H56L57 167L54 166L53 164ZM110 167V166H109ZM143 167H145L143 165ZM13 166L10 167V170H9V176L11 178V180H9L8 182L11 181V183H7V182H1L0 183V186L2 185V191L4 190L7 194L8 193V196L9 194H12V196H14V199L13 197L11 199V201H8V202H3L4 206H10L12 208H16L18 209L17 207H20L22 208V206L24 207V202L23 201H20L22 200L23 197H25L24 195L23 196H20L21 193L19 191H23L25 190V187L24 185H30L32 187H28V189L31 191L34 190L35 192V197L36 199L34 200V202L31 204V203H28L26 201V203L30 204L28 205L27 207H29V212L28 214L26 213V215H22L21 217L19 216L18 217V214L19 213H16L14 215H11L8 219L5 218L4 220V223H5V226H6V229L2 230V231H5L6 233L8 232L9 233V236L7 238L8 242L9 243L8 245L11 246L12 248V258L9 263L7 264H120V262L122 261V257L120 254L122 253H119L117 252L114 247H112L110 245L109 242H107L106 240V237L109 236V233L105 230L106 228H103L102 225L104 224H97V225H94L91 227V223H85L84 221V224L81 223V219H80V214L77 212V213H71V212H68L66 210H62L64 209L63 206H66V208L68 207H73L75 208L74 210H76L77 208V211H80L81 214L84 213V218H90V214L88 213L91 209L86 212V208L88 206H93L94 204V201L90 200L86 194H83V192H76V191H82V190H73L72 189V185L70 186H65L64 187V182L66 181L67 183V180L63 181L60 177L57 178L55 181L52 182V180L50 181L51 183L47 184L48 185V188L51 187V186H54L56 189L54 191V194L51 196L52 198H44L43 199V195H42V192H47L49 189L47 188L46 190V187L44 188L43 186L45 185L43 183V186L40 185V183L32 176H30L31 174H23L22 177L20 178L19 175H16L17 172H15L13 169ZM61 168V167H60ZM6 169V168H5ZM5 169H2L5 171ZM41 169V168H40ZM58 169V168H57ZM146 169V168H144ZM226 169V168H225ZM43 170V168H42ZM108 170V168H107ZM114 170V169H113ZM21 171V170H20ZM32 171V170H31ZM65 171V170H64ZM85 171V170H83ZM112 171V170H111ZM6 172V171H5ZM34 172H38V171H35ZM56 172V170H55ZM89 172V171H88ZM107 172V171H106ZM14 173V174H13ZM27 173V172H25ZM33 173V172H32ZM42 173V172H41ZM52 173V172H51ZM54 173V172H53ZM102 173V172H101ZM6 174V173H5ZM18 174V173H17ZM34 174V173H33ZM37 174V173H36ZM60 174V173H59ZM66 174V173H65ZM64 174V176H65ZM72 174V173H71ZM104 174V173H103ZM102 174V176H103ZM113 174V173H112ZM67 175V174H66ZM70 175V174H69ZM88 175V174H87ZM167 176L168 178L167 181H165V177L164 176ZM8 176V174L6 175ZM8 176V177H9ZM19 176V177H18ZM36 176V175H34ZM57 176L58 175V172H57ZM74 176V175H73ZM100 176V175H99ZM120 176V175H119ZM172 176V177H171ZM194 176V177H195ZM49 177V176H48ZM55 177V176H54ZM63 177V176H62ZM69 177V176H68ZM96 177V176H95ZM111 177V176H110ZM118 177V176H117ZM171 177V178H170ZM184 177H186L184 175ZM193 177V178H194ZM235 177V176H234ZM7 178V177H6ZM9 178V179H10ZM56 178V177H55ZM67 178V176H66ZM75 178V177H73ZM99 178V177H98ZM108 178V177H107ZM187 178V177H186ZM192 178V177H191ZM8 179V178H7ZM53 179V178H52ZM70 179V178H69ZM79 179V178H78ZM115 179V178H114ZM112 179V181L114 180ZM196 179V180H197ZM5 180V179H4ZM44 180V179H43ZM49 180V178H48ZM76 180V179H74ZM98 180V179H97ZM105 180V179H104ZM109 180V179H108ZM111 180V178H110ZM126 180V179H125ZM180 180H182V184H179ZM18 182V184L15 183ZM31 181V183L29 182ZM40 181V180H39ZM87 181V180H86ZM116 180H114V183H115ZM120 181V180H119ZM134 181V180H133ZM77 182V181H76ZM93 182V181H92ZM91 182V183H92ZM95 182V181H94ZM128 182V181H127ZM70 183V182H69ZM90 183V184H91ZM98 183V182H96ZM94 183V184H96ZM105 183V182H104ZM113 183V184H114ZM74 184V183H73ZM102 184V182H101ZM111 183H109V187L111 186L110 185ZM144 184V183H143ZM193 184V183H192ZM63 189H58V187L60 186ZM80 185V184H79ZM104 185V184H103ZM107 185V184H106ZM134 185V184H133ZM222 185V184H221ZM220 185V186H221ZM224 185V184H223ZM77 187V185H75ZM84 186V185H83ZM101 186V185H100ZM98 186V187H100ZM154 186V185H153ZM156 186V185H155ZM85 187V186H84ZM83 187V188H84ZM96 187V186H95ZM102 187V186H101ZM105 187V186H104ZM131 187V186H130ZM138 187V186H137ZM192 187V186H191ZM219 187V185H218ZM238 187V186H237ZM52 188V187H51ZM74 188V187H73ZM78 188V187H77ZM103 188V187H102ZM108 188V187H107ZM106 188V189H107ZM123 188V187H121ZM134 188V187H133ZM157 188V187H156ZM174 188V189H173ZM217 188V187H216ZM1 189V188H0ZM101 189V188H100ZM110 189V188H109ZM115 189V188H114ZM223 189V188H222ZM111 190V189H110ZM122 190V189H121ZM124 190V189H123ZM126 190V189H125ZM130 190V189H129ZM139 190V189H138ZM137 190V191H138ZM25 191H28V190H25ZM31 191V192H32ZM51 191V190H50ZM88 191V190H86ZM95 191H96V188H95ZM104 191L101 190V192ZM107 191V190H106ZM116 191V190H115ZM128 191V189H127ZM136 191V192H137ZM192 191V190H191ZM1 192V191H0ZM24 192V191H23ZM29 192V191H28ZM52 192V191H51ZM90 192V191H89ZM112 192V191H111ZM139 192V191H138ZM225 192V191H224ZM27 193V192H26ZM25 193V194H26ZM49 193V192H48ZM103 193V192H102ZM125 193V192H123ZM130 193V192H129ZM153 193V192H152ZM226 193V192H225ZM258 193V192H257ZM3 194V193H2ZM23 194V193H22ZM28 194V193H27ZM100 194V193H99ZM106 194V193H105ZM110 194V193H108ZM116 194V192H115ZM122 194V193H121ZM139 194V193H138ZM197 194V193H196ZM90 195V194H89ZM111 195V194H110ZM123 195H119V197L117 196V199L116 201H113L114 203V208L113 206L111 208L113 209H116V211L118 210V212H120V200H122L123 198ZM131 195V194H130ZM143 195V194H142ZM5 196V195H4ZM8 196H6L8 198ZM29 196V195H28ZM50 196V194H49ZM96 196H99L98 194H96ZM106 196V195H105ZM104 196V201H99L100 204H102V206L104 207V209L108 206V204H111L112 201L111 199H109V197H105ZM132 196V195H131ZM130 196V197H131ZM137 196V195H135ZM133 197V201L134 202H138L139 201L136 199L137 197ZM145 196V195H144ZM167 196V195H166ZM165 196V197H166ZM1 197V196H0ZM34 197V198H35ZM91 197V196H90ZM129 197V196H128ZM161 197V196H160ZM3 198V197H2ZM37 198H39L38 200L41 199L42 202H39L37 200ZM93 198V195L92 197ZM131 198V199H132ZM162 198V197H161ZM195 198V197H194ZM96 199V198H95ZM99 199V198H98ZM97 199V200H98ZM128 199V198H126ZM144 199V198H143ZM147 199V198H145ZM3 200V199H2ZM1 200V201H2ZM124 200V198H123ZM122 200V202H123ZM153 200V199H152ZM156 200V199H155ZM189 200V199H188ZM198 200V199H197ZM7 201V200H6ZM96 201V200H95ZM145 201V200H144ZM148 201V200H147ZM222 201V200H221ZM30 202V201H29ZM127 202V201H126ZM125 202V203H126ZM150 202V201H149ZM192 202V201H191ZM98 203V202H97ZM128 203V202H127ZM144 203V202H143ZM142 203V205H143ZM146 203V202H145ZM152 203V201H151ZM177 203V204H176ZM200 203V201L198 202V204ZM2 204V202L0 203ZM104 204V205H103ZM133 204V203H132ZM149 204V203H148ZM172 203V205H174ZM195 204V203H194ZM112 205V204H111ZM127 205V204H126ZM137 205V204H136ZM146 205V204H144ZM151 205V204H150ZM174 205V206H175ZM95 206L97 207V204H95ZM94 206V208H95ZM125 206V205H124ZM128 206V205H127ZM131 206V205H130ZM129 206V207H130ZM139 206V205H138ZM193 206V205H192ZM2 207V206H1ZM100 207V206H99ZM98 207V208H99ZM110 207V206H109ZM135 207V206H133ZM144 207V206H143ZM182 207V208H184ZM232 207V206H231ZM9 208V207H7ZM49 208L51 209V214H48L49 216L46 218L43 216L46 214V213H49V212H46V210ZM90 208V207H89ZM93 208V209H94ZM102 207H100V210H101ZM122 208V207H121ZM136 208V207H135ZM145 208V207H144ZM186 208H189V207H186ZM11 209V208H10ZM25 209V208H24ZM97 209V208H96ZM103 209V208H102ZM131 209V208H130ZM143 209V208H142ZM125 210V209H124ZM127 210V208H126ZM138 210H141V209H138ZM2 211V210H1ZM4 211V210H3ZM6 211V209H5ZM4 211V212H5ZM18 211V210H17ZM24 211V210H23ZM70 211V210H69ZM102 211V210H101ZM113 211V210H112ZM137 211V209H136ZM8 212V211H7ZM6 212V214H7ZM11 212V210H10ZM12 212H16L15 210H13ZM105 212V211H104ZM115 212V210L113 211ZM112 212V214H113ZM117 212V213H118ZM122 212V211H121ZM142 212V211H141ZM144 212V211H143ZM142 212V213H143ZM213 212V211H212ZM107 213V212H106ZM150 213H151V210H150ZM215 213V214H216ZM5 214V213H4ZM23 214V213H22ZM121 214V213H120ZM137 214V212H136ZM135 214V215H136ZM139 214V213H138ZM21 215V214H20ZM103 215V214H102ZM117 215V214H116ZM123 215V214H122ZM121 215V216H122ZM128 215V214H127ZM140 215V214H139ZM9 216V214H8ZM107 216V215H106ZM112 216V215H111ZM118 216V215H117ZM116 216V217H117ZM141 216V215H140ZM93 217V216H92ZM101 217V216H100ZM114 217V215H113ZM125 217V215H124ZM128 217V216H127ZM134 217V216H133ZM137 217V216H136ZM4 218V217H3ZM83 218V219H84ZM121 218V217H119ZM123 218V217H122ZM131 218V217H130ZM99 219V218H98ZM105 219V218H104ZM109 219V218H108ZM111 219V218H110ZM119 222V219L116 218ZM124 219V218H123ZM218 219V218H217ZM1 220V219H0ZM41 220V221H40ZM126 220V219H125ZM124 220V221H125ZM10 221V226H7V223H9ZM40 221V222H39ZM87 221V220H86ZM98 221V220H97ZM96 221V222H97ZM115 221V219H114ZM243 221V220H242ZM3 222V221H2ZM111 222H113V220H111ZM127 222V221H126ZM165 222V221H163ZM39 223V224H38ZM94 223V222H93ZM122 223V221H121ZM124 223V222H123ZM122 223V224H123ZM247 223V222H246ZM2 224V223H1ZM108 224V223H107ZM114 224V223H112ZM121 224V225H122ZM168 225H170V223L168 222L167 223ZM166 224V226H167ZM219 224V225H220ZM106 225V224H105ZM109 225H111L110 223V220H109ZM120 225L119 223L117 224V226ZM126 225V224H125ZM244 225V224H243ZM108 226V225H107ZM145 226V225H144ZM185 226V225H184ZM247 226V224H246ZM110 227V226H109ZM113 227V226H112ZM263 227V225L261 226ZM5 228V227H3ZM115 228V227H114ZM119 228V226H118ZM117 228V230H118ZM123 228V227H122ZM172 228V227H171ZM145 229V228H144ZM159 229V228H158ZM164 229V228H163ZM170 229V228H169ZM20 231L22 232V234H19ZM114 231V230H113ZM119 231V230H118ZM132 231V230H131ZM115 232V231H114ZM143 232V230H142ZM145 232V231H144ZM146 232H147V229H146ZM153 232V231H152ZM116 233V232H115ZM114 233V234H115ZM130 233V232H129ZM263 233V231H262ZM113 234V233H112ZM138 234V233H137ZM166 235V234H165ZM168 235V234H167ZM166 235V236H167ZM263 235V234H262ZM5 236V235H4ZM112 236V235H111ZM111 236L109 238H111ZM6 237V236H5ZM117 237V236H116ZM142 237V236H141ZM162 237V235H161ZM164 237V235H163ZM168 237V236H167ZM173 237V236H172ZM126 239L125 237H122L120 238V242L123 244L124 242V239ZM138 238V237H137ZM150 238V237H149ZM148 238V239H149ZM170 238V237H169ZM118 239V238H116ZM171 239V238H170ZM3 240V239H2ZM5 240V239H4ZM102 240V241H101ZM119 240V239H118ZM123 240V241H122ZM138 240V239H137ZM160 240V239H159ZM166 240V239H165ZM97 241H101L100 244L97 243ZM106 241V242H104ZM109 241V240H108ZM113 241V240H112ZM150 241V240H149ZM158 241V240H157ZM263 241H264V235H263ZM114 242H118V241H115ZM131 242V241H130ZM143 242V241H142ZM120 243V244H121ZM128 243V242H127ZM127 243H126V246H127ZM152 243V242H151ZM4 244V243H3ZM122 244H121V247H122ZM125 244V243H124ZM129 244V243H128ZM145 244V243H144ZM148 244V243H147ZM153 244V243H152ZM117 246L119 244H114V246ZM131 245V244H130ZM128 245L127 248L130 246ZM137 245V244H136ZM151 244H149L150 246ZM6 246V245H5ZM155 246V245H153ZM124 247V246H123ZM131 247V246H130ZM147 247V246H146ZM10 248V247H9ZM10 248V249H11ZM118 247H116L117 249ZM120 248V246H119ZM132 248V247H131ZM154 248V247H152ZM126 249V248H125ZM124 249V250H125ZM130 250V248H128ZM147 249V248H146ZM160 249V248H159ZM118 250H123V248L121 249H118ZM127 250V249H126ZM128 250V251H129ZM138 250V249H137ZM140 250V249H139ZM132 251V250H131ZM142 251V250H141ZM150 251V250H149ZM152 251V249H151ZM158 251V250H157ZM252 251V250H251ZM124 253V251H122ZM137 252V251H136ZM154 252V250H153ZM262 252L264 254V244L262 246ZM140 253V252H139ZM149 253V252H148ZM1 254V253H0ZM10 254V253H9ZM138 254V253H137ZM141 254V253H140ZM144 254V253H143ZM152 254V253H151ZM125 255V254H124ZM133 255V254H132ZM146 255V253H145ZM150 255V254H149ZM137 256V255H136ZM133 257V256H132ZM143 257V256H142ZM250 257H251V253L248 252L246 254V257H244L246 260H250ZM124 258V256H123ZM136 258V257H135ZM128 259V258H127ZM131 259V258H130ZM6 260V259H5ZM124 260V259H123ZM127 261V260H126ZM143 261V260H142ZM169 261V260H168ZM133 262V261H132ZM141 262V261H140ZM123 263V262H122ZM138 263V262H137ZM144 263V261H143ZM124 264V263H123ZM126 264V263H125ZM129 264V263H128ZM135 264V263H133ZM185 264V263H184Z\"/></svg>","mask_w":264,"mask_h":264},{"label":"built area","instance_id":"2783aa9c","mask_svg":"<svg viewBox=\"0 0 264 264\" xmlns=\"http://www.w3.org/2000/svg\"><path fill=\"white\" fill-rule=\"evenodd\" d=\"M204 246L207 247L209 255L204 264H247L244 257L248 252L251 253V245L245 239L237 218L229 221L227 231L222 237L217 239L213 235L208 238ZM212 248L216 252L215 256Z\"/></svg>","mask_w":264,"mask_h":264}]
</instances>
